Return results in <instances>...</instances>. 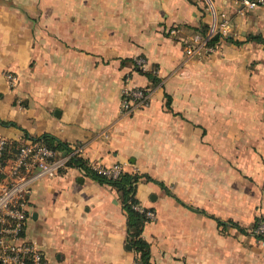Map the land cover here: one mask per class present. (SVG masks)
<instances>
[{"label":"crops","instance_id":"1","mask_svg":"<svg viewBox=\"0 0 264 264\" xmlns=\"http://www.w3.org/2000/svg\"><path fill=\"white\" fill-rule=\"evenodd\" d=\"M212 2L230 18L228 36H264V6L241 14L237 0ZM207 5L0 0V69L18 79L12 86L0 74V138L21 145L51 136L68 155L142 175L136 198L156 213L142 232L152 264H264L251 230L264 218V45L223 38L212 52L187 54L186 43L209 35ZM140 56L148 65L138 73L125 60ZM127 74L153 92L129 114ZM28 198L25 239L48 264L134 263L110 185L67 166L37 178Z\"/></svg>","mask_w":264,"mask_h":264},{"label":"built area","instance_id":"2","mask_svg":"<svg viewBox=\"0 0 264 264\" xmlns=\"http://www.w3.org/2000/svg\"><path fill=\"white\" fill-rule=\"evenodd\" d=\"M211 6L212 21L209 26V35L205 38L195 39V42L185 44L187 54L212 52L214 46L209 40L217 33L227 35L230 31L231 21L226 12H217L212 0H207ZM240 5L239 12L245 14L260 6L264 0H237ZM170 33H176L173 28ZM148 62L145 57L134 59L133 71H146ZM157 73L153 67L150 71ZM12 86L18 85L17 77L0 69ZM152 90L139 86L133 82L132 74L125 75L121 88V103L125 113H133L136 109L147 106L152 99ZM12 145L0 138V264H48L47 259L37 246L25 239L26 225L29 219L28 196L31 184L40 177L57 175L67 167L70 155L59 153L48 147L41 140H31L20 145L18 151L11 152ZM89 165L98 173L118 177L122 172V165L105 166L99 162ZM144 211V206H136ZM150 220L156 218L154 210L146 212ZM256 235H264V221L254 229ZM264 245V238L259 239ZM133 264H142L136 255Z\"/></svg>","mask_w":264,"mask_h":264},{"label":"trees","instance_id":"3","mask_svg":"<svg viewBox=\"0 0 264 264\" xmlns=\"http://www.w3.org/2000/svg\"><path fill=\"white\" fill-rule=\"evenodd\" d=\"M208 28H209L208 26H205V28L202 30V33L206 34ZM223 38L227 39L228 41L234 42L236 44H243L245 41H255L258 43H262L264 45V36L261 34H257V35L249 34L244 41H240L239 39H235L231 35L224 36L221 33L215 34L209 40V44L215 45L217 42H219ZM125 61L134 63V59L133 60L128 59ZM139 72L141 71H138V73ZM147 75L151 77L153 80H156L155 76L150 75V73H148ZM37 140L43 141L48 147H50L51 149L59 153H64L66 151L68 152V154H71L73 152V149H71L66 143L60 140H57L56 138L51 137V136H46L42 139L40 138ZM10 145H12V148H11L12 153L17 152L18 148L20 147V144H16V143H12ZM67 166L80 168L84 170V172L90 177H92L93 179L97 180L98 182L102 184H108L113 189L116 190L121 200L122 207L127 215L128 242L132 246L134 253L138 255L139 261L142 264H152L151 244L142 237V232L144 230L145 224L151 221L147 217L146 212L148 210L155 211V209L146 207L144 208V211H140L139 209L136 208V206H142L140 201L136 198V187L142 175L132 174L129 172L122 171L118 175V177H113V176H108L102 173H98L96 170H94L89 165V162H87V160H85L78 153H73L72 155H70V159L68 161ZM145 178L147 180H151V181L153 180L148 175L145 176ZM161 185L164 187L163 183H161ZM180 202L183 203L182 201ZM216 220L218 224L221 226L228 225V222L220 218H216ZM261 221H264V218H257L251 229L252 234H254L258 239L264 238L263 234L256 235L254 233L255 227ZM230 223L233 226H236L237 228H239L238 224L234 222H230ZM240 230H243V229H240ZM246 233H248V231Z\"/></svg>","mask_w":264,"mask_h":264},{"label":"rangeland","instance_id":"4","mask_svg":"<svg viewBox=\"0 0 264 264\" xmlns=\"http://www.w3.org/2000/svg\"><path fill=\"white\" fill-rule=\"evenodd\" d=\"M208 7H211L209 4L207 5ZM234 130H236V129H234ZM243 130V132H244V129H242ZM246 135H249V134H246ZM246 135H244V136H246ZM0 179H1V177H0Z\"/></svg>","mask_w":264,"mask_h":264},{"label":"water","instance_id":"5","mask_svg":"<svg viewBox=\"0 0 264 264\" xmlns=\"http://www.w3.org/2000/svg\"><path fill=\"white\" fill-rule=\"evenodd\" d=\"M64 154H67V153H64ZM129 247H131L130 245H128Z\"/></svg>","mask_w":264,"mask_h":264}]
</instances>
